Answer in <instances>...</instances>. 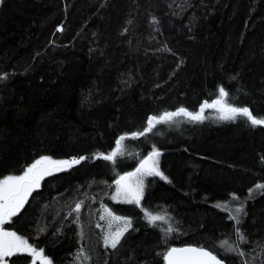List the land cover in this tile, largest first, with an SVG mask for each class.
I'll return each mask as SVG.
<instances>
[{
  "label": "trees",
  "instance_id": "trees-1",
  "mask_svg": "<svg viewBox=\"0 0 264 264\" xmlns=\"http://www.w3.org/2000/svg\"><path fill=\"white\" fill-rule=\"evenodd\" d=\"M220 88L264 118V0H0V181L44 156L80 161L46 176L3 227L51 264H165L190 245L264 264V126L207 115L147 130L166 112L199 113ZM121 137L122 155L103 159ZM154 150L166 179H147L140 205L107 200ZM234 197L239 223L220 208ZM103 206L131 222L115 248Z\"/></svg>",
  "mask_w": 264,
  "mask_h": 264
},
{
  "label": "snow or ice",
  "instance_id": "snow-or-ice-1",
  "mask_svg": "<svg viewBox=\"0 0 264 264\" xmlns=\"http://www.w3.org/2000/svg\"><path fill=\"white\" fill-rule=\"evenodd\" d=\"M220 99L216 100L213 104L205 103L199 113L189 112L184 108H180L176 112H166L163 116L157 118L152 117L148 120V131L155 126L156 123H167L171 122L173 118L178 116H184L192 121H202L205 117L203 115L205 108H217L222 115L220 119L223 120H235L237 116H242L247 119L253 126H264V118H257L247 107H233L231 105L224 103V98L227 97L228 93L223 89H219ZM143 133H136V135H142ZM124 137H121L123 140ZM116 153L113 152L111 155L102 156L103 159L112 160ZM160 154L154 152L152 156L148 157V160L143 161L141 164V169H146L149 175H158L162 178L163 174L159 171L158 161L154 157H158ZM151 164L149 165V162ZM79 160H53L51 157L44 156L37 159L23 175L19 176H8L6 179L0 181V262L6 264L5 258L14 255L17 252L29 251L30 253L42 256V252H37L36 249L28 245L27 241L23 240L21 237L17 236L13 231H5L4 224L11 222V218L16 216L20 210L27 203L28 197L32 192L40 187L41 181L46 177L54 174L55 172L66 170L74 164H78ZM140 169L137 170L139 172ZM132 175H135L132 174ZM126 179L121 177V180ZM117 183H120L119 181ZM258 188H264V185H257ZM141 188L142 181L137 182L135 188L126 187L124 190L125 202L127 203H137L139 204L141 199ZM120 193L118 192V195ZM235 199V197H234ZM78 210V208H77ZM241 209H237V212ZM109 215L111 213L109 212ZM151 222L162 219L159 216H153L150 213H146ZM103 218V217H102ZM114 219H121L120 217H114ZM233 219L239 220L237 217ZM124 227L115 232V234L106 238L105 243L112 248H115L120 241L121 236L127 227L130 226V221H123ZM172 229L169 228V231ZM243 241V237L241 236ZM227 245V241L224 242ZM223 246V245H222ZM229 251H238L236 248L229 247ZM243 255V253H239ZM168 264H221V261L213 256L211 252L205 251L200 248H172L166 255ZM43 264H51L50 260L46 258Z\"/></svg>",
  "mask_w": 264,
  "mask_h": 264
},
{
  "label": "rangeland",
  "instance_id": "rangeland-1",
  "mask_svg": "<svg viewBox=\"0 0 264 264\" xmlns=\"http://www.w3.org/2000/svg\"><path fill=\"white\" fill-rule=\"evenodd\" d=\"M203 115H204V117L207 116V115H215V116L220 117L222 115V113L217 108H205L204 112H203ZM223 121H226V120H223ZM123 141H124V139L119 142V145H118L117 149L115 150V153H116L115 157L118 156V155H122V144H123ZM154 152H158L160 154L158 157H154V159L158 161V168H159V171L162 173L161 168H160V161H161L162 154L159 151L154 150L148 157L152 156ZM148 157L145 160H148ZM150 164H151V161L149 162V165ZM138 169H140V171L139 172H137V171L134 172L135 175H132L134 173L129 175V178L127 180H121V179L118 180L120 183H117L118 182L117 181L113 185V187H114L113 192L110 193L109 195H107L108 196L107 200H109L110 202L115 203V204H135V205H140L141 202H142V199H143V197L145 195V190H146L145 187H146L147 179H149L151 177H159V178H162V177L158 176V175H149V174H147L146 169H141V165H140V167ZM141 181H142V188H141L142 195H141V199H140L139 204H137L135 202H133V203L125 202V197H124L125 188L126 187L135 188L137 186V182H141ZM118 192L120 193L119 195H118ZM77 208H78V210H77ZM220 208L228 211L232 219H233V217H237V219L239 220L240 217L242 216V213H243V209L241 208V205H240V202H239L238 199H236V200L234 199L230 203H222L220 205ZM237 209H241V211L237 212ZM80 210H81V205L79 204V205H77L75 207L74 211L80 212ZM109 212L111 213V215H109ZM114 217H120L121 219L117 220V219H114ZM98 219H99V226L98 227L103 231V233L105 235V240H106V238H108L111 235L115 234V232H117L118 230H120L121 228L124 227V224H123L124 220L130 221V219H127V218H124V217L116 215L109 208H105V206H103L101 208V212H100V215H99ZM233 220H235L237 222L236 219H233ZM130 228H131V222H130V226L127 227V230L124 231V233L121 236L120 240L129 231ZM105 246L109 247V248H112L110 246V243L108 245H106V243H105ZM20 253H27V254L31 255L32 258L34 257V254L30 253L29 251H21ZM41 258H43V260L45 259V257L43 255L41 256ZM47 260H49V259H47ZM0 264H4V262H0Z\"/></svg>",
  "mask_w": 264,
  "mask_h": 264
},
{
  "label": "water",
  "instance_id": "water-1",
  "mask_svg": "<svg viewBox=\"0 0 264 264\" xmlns=\"http://www.w3.org/2000/svg\"><path fill=\"white\" fill-rule=\"evenodd\" d=\"M75 165V164H74ZM73 166V165H72ZM4 230H5V228H4ZM6 231V230H5ZM172 248H177V249H181V248H200V247H197V246H183V247H177V246H173V247H171V248H169L168 250H167V252L165 253V255H164V263L165 264H168V261H167V259H166V255H167V253L172 249ZM200 249H204V248H200ZM205 251H209V250H207V249H204ZM210 252V251H209ZM212 253V252H211ZM212 255L213 256H216V255H214L213 253H212ZM217 257V256H216ZM6 258H8V257H6ZM34 261H37V259H40V256H37V255H34ZM217 259L218 260H220L221 261V264H227L226 262H224V261H222L221 259H219L218 257H217Z\"/></svg>",
  "mask_w": 264,
  "mask_h": 264
},
{
  "label": "flooded vegetation",
  "instance_id": "flooded-vegetation-1",
  "mask_svg": "<svg viewBox=\"0 0 264 264\" xmlns=\"http://www.w3.org/2000/svg\"><path fill=\"white\" fill-rule=\"evenodd\" d=\"M37 261H38V259H37Z\"/></svg>",
  "mask_w": 264,
  "mask_h": 264
}]
</instances>
